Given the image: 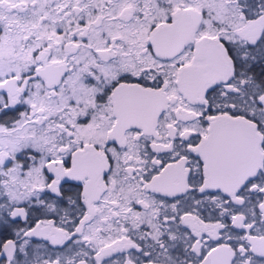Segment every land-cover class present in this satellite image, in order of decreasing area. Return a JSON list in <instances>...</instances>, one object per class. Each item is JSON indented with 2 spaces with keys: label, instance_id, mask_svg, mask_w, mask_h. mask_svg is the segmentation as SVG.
Instances as JSON below:
<instances>
[{
  "label": "snow or ice",
  "instance_id": "6c2138e0",
  "mask_svg": "<svg viewBox=\"0 0 264 264\" xmlns=\"http://www.w3.org/2000/svg\"><path fill=\"white\" fill-rule=\"evenodd\" d=\"M0 264H264V0H0Z\"/></svg>",
  "mask_w": 264,
  "mask_h": 264
}]
</instances>
